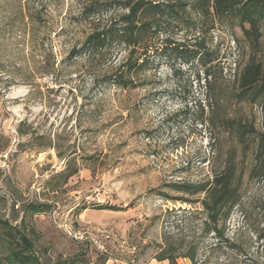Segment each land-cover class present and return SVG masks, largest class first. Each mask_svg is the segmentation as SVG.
<instances>
[{
	"label": "rangeland",
	"instance_id": "obj_1",
	"mask_svg": "<svg viewBox=\"0 0 264 264\" xmlns=\"http://www.w3.org/2000/svg\"><path fill=\"white\" fill-rule=\"evenodd\" d=\"M111 2L0 0V217L14 226L26 219L42 264H169L155 258L164 235L176 244L196 238L197 264H264V177L249 176L260 165L235 134L202 121L211 112L210 73L225 115L264 134V96L253 104L233 99L237 72L255 54L238 21L193 15L194 28L165 26L141 85L121 91L103 84L96 63L69 57L92 31L84 6L107 15ZM261 34L255 56L264 63V23ZM195 40L210 54L208 73L169 54L170 44L190 48ZM214 148L237 150L241 194L217 246L215 234L199 232L202 206L183 203L190 197L172 189L212 179L223 159ZM72 156L81 171L52 190L47 182ZM43 202L52 210L24 211Z\"/></svg>",
	"mask_w": 264,
	"mask_h": 264
},
{
	"label": "trees",
	"instance_id": "obj_2",
	"mask_svg": "<svg viewBox=\"0 0 264 264\" xmlns=\"http://www.w3.org/2000/svg\"><path fill=\"white\" fill-rule=\"evenodd\" d=\"M94 6L93 3L82 9L84 20L92 25V31L79 46L70 51L69 57L76 60L84 56L91 65L96 63L102 71V82L106 86H114L121 91L138 88L141 85V82L137 81L139 75L151 69L148 51L156 36L165 30L167 25L189 29L196 27L198 22L193 17L196 15L206 18L211 16L218 21H238L255 54L248 59L241 71L237 72V87L233 99L238 103L246 101L253 104L264 96V63L255 56L262 37L264 0H112L105 11L107 15L110 11L114 12L108 17ZM203 49L204 46L197 40L190 48L181 43L175 46L170 44L168 47L170 56L182 58L185 62L196 60L208 73L211 57ZM123 55L125 56L121 60ZM240 68L241 65L238 70ZM207 78L210 81L206 79L205 87L209 100H212L209 104L211 112L207 120L202 121H207L214 129L225 134H235L243 154H247L252 148L255 162L260 166L255 167L249 176L264 177V134L255 125L225 115L221 105L223 99L214 90L216 79L213 80L210 73ZM189 112L190 110L186 111ZM19 132L26 135L22 129H19ZM237 154L236 149L230 150L226 155H221L218 151L219 158L223 156V159H220V166L213 169L212 179L199 183L180 182L172 186L173 190L190 197L182 198L183 203H199L202 206L205 218L200 224L199 232L203 236L215 234L218 240L216 246L224 242L221 222L227 221L241 198L237 181ZM64 168L47 182L56 192L81 171L76 156L70 157ZM202 194L203 196H200ZM194 197L199 198L191 199ZM52 207L47 202L29 203L24 211L28 215H37L49 212ZM94 209L122 210L116 205L103 204L95 205ZM188 211L184 210L185 215ZM30 229L32 230L26 224L25 218L20 226H14L9 220L0 217V264H42L34 250L35 241L32 236H28L33 234ZM164 236V242L159 244V252L155 256L158 262L178 264L179 259H189L191 263L197 264L199 242L196 238L185 239L176 244L171 241L170 236Z\"/></svg>",
	"mask_w": 264,
	"mask_h": 264
}]
</instances>
